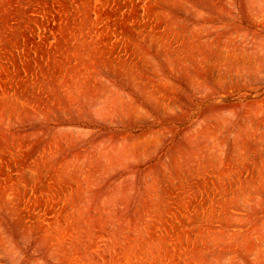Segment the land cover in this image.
I'll return each instance as SVG.
<instances>
[{"label": "rangeland", "instance_id": "374dc122", "mask_svg": "<svg viewBox=\"0 0 264 264\" xmlns=\"http://www.w3.org/2000/svg\"><path fill=\"white\" fill-rule=\"evenodd\" d=\"M0 264H264V0H0Z\"/></svg>", "mask_w": 264, "mask_h": 264}]
</instances>
